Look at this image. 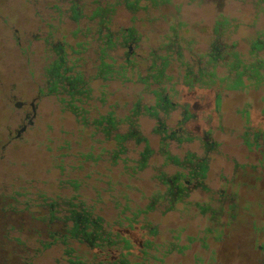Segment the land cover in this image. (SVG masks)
Segmentation results:
<instances>
[{
    "label": "rangeland",
    "instance_id": "obj_1",
    "mask_svg": "<svg viewBox=\"0 0 264 264\" xmlns=\"http://www.w3.org/2000/svg\"><path fill=\"white\" fill-rule=\"evenodd\" d=\"M123 1L0 0V264H6L4 257L12 251L10 240L29 235L20 230V221L26 219L34 229L37 203L56 202L64 213L65 201L74 196L94 206L96 212L113 215L108 203L102 205L96 199L113 169L109 172L108 164L83 161L81 156L90 150L95 156L101 147L111 145L99 147L96 136L87 139L74 116L46 92L44 84L45 69L55 55L51 45L81 43L86 27L92 28L98 20L92 17L98 7L108 10L112 28L134 27L142 47L161 46L176 33L177 46L203 51L219 27L221 40L235 45L244 64L264 61V0H139L135 11ZM73 6L82 9L79 20L73 19ZM255 41L262 49L251 53ZM85 42L96 46L94 39ZM258 73L253 82L260 78V85L244 78V87L238 91L187 92L181 88L173 99L176 109L163 117L174 126L187 112L192 114L186 125L196 140L184 149L198 156L204 154L203 142H215L209 152L208 185L214 193L213 207L218 210L221 204L224 209L218 212L219 225L212 235L205 233L209 216L197 214L195 207L177 208L166 215H161L164 208H160L153 214L150 220L159 226L163 240L156 239L162 243L160 256L168 240L188 246L182 253L173 251L166 256L165 264H264V67ZM107 84V95L117 93L109 95L104 107L94 104L96 111L110 110L117 98L115 111L123 115L130 107L124 102L134 90ZM17 102H22L20 108L15 106ZM138 122L141 132L156 146V138L150 134L155 121L144 117ZM24 125L26 130L16 138V131ZM244 132L259 134L252 138L251 146L243 143ZM182 152L177 151L180 156ZM103 158L107 160L106 153ZM154 173L149 170L140 175L134 184L139 191L124 186L121 190L135 199L141 196L140 190L151 193L156 190L149 179ZM126 177L121 175L120 180L125 183ZM219 193L234 199L218 201ZM192 198L206 200L200 193ZM232 204H236L235 217L226 226ZM134 235L131 237L136 238ZM54 255L45 253L35 264H52Z\"/></svg>",
    "mask_w": 264,
    "mask_h": 264
},
{
    "label": "trees",
    "instance_id": "obj_2",
    "mask_svg": "<svg viewBox=\"0 0 264 264\" xmlns=\"http://www.w3.org/2000/svg\"><path fill=\"white\" fill-rule=\"evenodd\" d=\"M123 3L130 10L139 8V0ZM71 11L73 19L79 20L82 9L78 11L73 6ZM107 15L108 10L97 8L92 17L98 20L92 28L86 27L81 43L51 45L55 55L45 69L44 84L46 92L74 116L87 139L96 136L99 147L104 143L111 145L101 147L95 156L91 150L81 156L83 161L108 164L109 172L113 169L114 174L104 182L106 188L96 196L102 205L111 206L113 215L96 212L94 206L83 199L77 201L74 196L65 201L64 213L56 202L37 203L39 215L33 218L34 229L26 219L20 221V230L29 235L10 240L12 251L4 257L6 264H35L49 252L55 253L52 264H165L166 256L173 251L182 253L188 246L168 240L159 255L162 243L156 239L162 240L161 230L150 218L160 208H164L161 215H166L177 208L195 207L197 214L209 216L206 235H212L216 224L219 225L218 212L224 209L221 204L218 210L213 207L214 193L208 185L209 152L216 147L215 142H203L204 154L198 156L184 149L196 140L186 125L192 114L187 112L174 126L164 118L176 109L173 99L181 88L187 92L218 88L238 91L244 87V78L253 82L258 77L264 61L244 64L235 45L221 40L219 27L214 29L203 51L189 45L177 46L176 33L161 46L142 47L134 27L112 28ZM78 32L80 29L74 34ZM93 39L96 46L85 42ZM259 49L262 45L255 41L251 53ZM107 82L117 83L118 89L130 86L134 90L131 99L124 102L130 103V107L123 115L115 111L117 98L110 104V110L96 111L94 104L104 107L109 95L117 93L114 90L107 95ZM253 83L260 85V78ZM216 102L220 103V94ZM144 117L155 121L150 134L155 136L156 146L140 130L138 121ZM254 136L259 134L244 132L241 138L245 145L251 146ZM177 151H183L182 155ZM105 153L107 160L103 158ZM149 170L156 172L149 176L156 190L148 194L140 190L139 199L121 190L122 186L137 190L134 187L140 175ZM121 175L127 176V182L120 180ZM194 193H200L206 200L193 199ZM219 197L218 201L234 199L226 193H219ZM235 208L236 204L228 207L226 226L235 217Z\"/></svg>",
    "mask_w": 264,
    "mask_h": 264
},
{
    "label": "water",
    "instance_id": "obj_3",
    "mask_svg": "<svg viewBox=\"0 0 264 264\" xmlns=\"http://www.w3.org/2000/svg\"><path fill=\"white\" fill-rule=\"evenodd\" d=\"M31 105H33V104H31ZM15 106L17 107V108H20L21 106H22V102H17L16 104H15ZM29 122V124H31L32 123V118L28 121ZM26 127H27V125H24V126H22L19 130H17L16 131V138H19L20 137V135H21V133L22 132H24L25 130H26Z\"/></svg>",
    "mask_w": 264,
    "mask_h": 264
}]
</instances>
